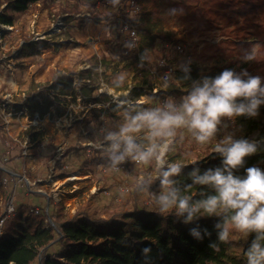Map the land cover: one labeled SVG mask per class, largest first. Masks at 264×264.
Listing matches in <instances>:
<instances>
[{"label":"rangeland","instance_id":"obj_1","mask_svg":"<svg viewBox=\"0 0 264 264\" xmlns=\"http://www.w3.org/2000/svg\"><path fill=\"white\" fill-rule=\"evenodd\" d=\"M86 1H70L74 5L67 13H60V4L40 8L42 1L23 13L12 11L7 4L0 8V17H13V25L0 24V167L12 174L0 175V216L7 215L11 202L16 206L2 229L10 228L19 215L22 226L28 218H42L48 225L45 213L54 207L59 214L54 217L56 221L75 216H115V228L122 229L127 241L135 245L139 241V218L123 212L134 204H155L149 194L135 191L137 178L146 174V166L130 162L121 165L119 171L112 170L95 147L101 143L99 130L119 121L105 86L111 84L115 75L126 73L128 79L120 92L145 98L152 96L151 92L165 90L180 99L191 83L164 85L161 60L172 68V76L182 70L181 65L190 71L199 70L201 78L218 66L238 67L244 62L251 66L239 73L247 70L255 76L259 66L253 60L245 61L243 56L253 46L258 53L262 41L254 36L256 44L252 47L236 45L240 39L230 33L234 24L226 25L224 20L216 19L210 0H141L140 13L148 21L146 30L128 23L138 34L136 48L128 57L119 58L109 41L110 21L123 16L104 15L103 10L100 17L93 16ZM172 8L183 9V14L169 15ZM159 33H169L173 41L164 49H152L148 42ZM177 45H182L184 51L178 52ZM142 54L147 59L140 67ZM101 66L102 73L95 71ZM60 81H70L73 87L57 83ZM36 102L41 112L33 113L32 105ZM261 106L256 117L241 115L234 122L226 119L228 128L219 132L211 144L226 134L260 142L259 130H252L251 125L254 120H262ZM9 138L16 144L10 145ZM39 141L41 149L37 147ZM211 144L198 145L185 133L171 158L186 162L201 159L213 151ZM73 147L85 148L78 149V155L91 154L95 171L79 169L80 160L75 156V164L68 167L65 154ZM122 188L128 190L126 197L120 195ZM36 209L39 211H32ZM212 218L201 217L192 223ZM242 237L233 233L231 239L236 243L228 255L246 264Z\"/></svg>","mask_w":264,"mask_h":264},{"label":"clouds","instance_id":"obj_2","mask_svg":"<svg viewBox=\"0 0 264 264\" xmlns=\"http://www.w3.org/2000/svg\"><path fill=\"white\" fill-rule=\"evenodd\" d=\"M109 3L116 7L120 0ZM177 13L183 14V9L172 8L168 14ZM126 47L135 45L130 43ZM146 59L142 54L140 67ZM243 59H257V49L253 46ZM180 67L183 77L169 73L161 80L168 87L190 80L187 94L180 99L171 96L159 103H155V96L133 98L120 92L128 77L126 73L115 75L111 84L105 86V92L112 97L113 111L119 114V121L99 130L101 143L95 147L112 170L119 171L128 162L149 169L137 178L135 191L147 193L158 182L160 190L153 195V203L159 215H175L186 225L201 217H218L214 228L219 244H229L233 233H240L243 238L254 234L245 250L246 264H264V169L252 166L246 168L243 177L235 174L244 166L246 157L259 151V142L226 134L213 145L221 164L203 171L198 166L199 159L186 158V162L171 158L185 133L198 145H208L228 128L226 119L234 122L241 115L258 116L259 107L264 104V80L247 70L237 73L232 69H225L215 77L192 79L190 69ZM95 71L102 73L104 69L101 66ZM189 165L193 166L187 173L191 183L185 184L182 191L176 178ZM194 186H205L211 193L201 191V198L194 199ZM120 195L126 197L128 190L122 188ZM189 234L201 241L211 236L199 224L190 228ZM219 244L213 242L210 247L219 251ZM142 252L147 256L150 248Z\"/></svg>","mask_w":264,"mask_h":264},{"label":"trees","instance_id":"obj_3","mask_svg":"<svg viewBox=\"0 0 264 264\" xmlns=\"http://www.w3.org/2000/svg\"><path fill=\"white\" fill-rule=\"evenodd\" d=\"M40 1H42L40 8L54 7L60 4L58 8L60 13H67L71 12L74 5L70 1L78 2L80 0H60V2L58 0H0V8L7 4L12 11L23 13L36 7L35 4ZM132 1L136 2L138 9L133 7ZM140 2L141 0H120V4L113 7L109 0L86 1L93 16L100 17L101 10L105 12L104 15L114 13L123 16L122 19L110 21L112 37L109 41L114 48L113 53L116 57L125 58L130 55L129 47H126L129 44L130 33L125 29L129 22L139 26L143 31L146 30L148 21L146 15L143 16L140 13ZM210 2L215 6L212 14L216 19L224 20L226 25L234 24V29L230 33L240 39L236 45L248 49L256 44L254 36L258 37V41H262L257 59L253 60V64L259 66V71H256L255 76H260L264 80V0H210ZM110 8L113 9V12L108 11ZM0 24L13 25V17L2 15ZM172 41L173 38L169 33H159L151 38L148 45L152 49L161 47L164 49ZM250 66V62H244L238 67H233L231 64L222 65L212 69L204 76L215 77L225 69H232L239 73L241 69ZM190 74L192 79L200 78L199 70H192ZM183 75L182 70L175 73V77L178 78ZM182 82L191 83L190 80ZM57 83L73 87L70 81ZM56 89H60V86H56ZM151 95L156 97L155 103L171 97L165 90L151 92ZM37 111L41 112L38 102L32 105V112ZM260 112L262 120L258 122L254 120L251 125L252 130H259V151L246 157L244 166L236 170L235 174L241 177L246 175L245 170L248 167L257 166L264 169V104L261 106ZM8 143L16 144L11 138ZM211 145L213 147L214 144ZM37 147L41 149L42 142L39 141ZM78 149L84 150L85 148L76 149L73 147L66 152V161L70 163L68 167L75 164L73 160V156H75L80 160L79 169L95 171V159L91 154L88 156L78 155ZM199 160L198 166L202 171L221 164V157L213 151L207 152ZM126 165H130V162ZM192 167L189 165L181 176L176 178L180 182L179 187L182 191L185 184L191 183L187 173L192 170ZM145 171L147 174L149 169L146 168ZM0 175L12 176L9 171L1 167ZM159 190L157 182L147 194L153 198V195ZM193 191L196 193L194 199L201 198L199 194L201 191L211 193V189L205 186H194ZM123 214L139 218L137 224L139 230L137 239L139 241L135 245L127 241L126 234L122 229L115 228V216L108 219L75 216L56 221L54 217H59V214L53 207L52 210L49 209L45 213L48 225L42 222V218H28L25 226H22L23 219L19 215L10 224V228L5 231L0 224V264H245L241 259L231 258L228 255L229 249L236 243L234 240L230 238L229 244H219L217 231L214 228L218 217L202 220L199 223L201 229L207 228L211 232L210 237L205 236L201 241L189 234V229L195 227L197 223L186 225L181 222L182 218H177L175 215L161 216L155 205L134 204ZM4 215L0 216V222ZM253 238L254 234L249 235L245 240L243 237L241 238L245 250ZM213 242L219 244V251L210 247ZM146 247L150 248L147 256L142 252V249Z\"/></svg>","mask_w":264,"mask_h":264},{"label":"built area","instance_id":"obj_4","mask_svg":"<svg viewBox=\"0 0 264 264\" xmlns=\"http://www.w3.org/2000/svg\"><path fill=\"white\" fill-rule=\"evenodd\" d=\"M132 5H133L134 8L138 9L135 1H132ZM125 29L128 30L129 33H130L129 34V38H128L129 44L131 43V44H134L135 45V47L128 48V51L135 50V48H136V42L135 41L137 40V37H138L136 28L133 25L129 26L127 24L126 27H125ZM176 48H177L178 52H183L184 51V47L182 45H177ZM160 66L162 67V71H161L162 72L161 73L162 75H161V77H164L165 74H169V73L172 75V68L169 67L164 61H162V60L160 61ZM5 181H7V180L5 179ZM15 210H16V206L14 205L13 202H11V204L9 205V208L7 210V215L4 216L1 219L0 224L2 226H3V223L5 222V220L7 219V217H9L10 214L14 213ZM32 211L38 212L39 210L36 209V210H32ZM46 212H48V209L46 210ZM0 234H1V232H0Z\"/></svg>","mask_w":264,"mask_h":264},{"label":"bare ground","instance_id":"obj_5","mask_svg":"<svg viewBox=\"0 0 264 264\" xmlns=\"http://www.w3.org/2000/svg\"><path fill=\"white\" fill-rule=\"evenodd\" d=\"M77 175V173H73V176H76Z\"/></svg>","mask_w":264,"mask_h":264}]
</instances>
